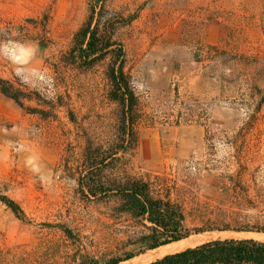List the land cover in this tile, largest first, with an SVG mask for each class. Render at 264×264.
Segmentation results:
<instances>
[{"label": "rangeland", "instance_id": "1", "mask_svg": "<svg viewBox=\"0 0 264 264\" xmlns=\"http://www.w3.org/2000/svg\"><path fill=\"white\" fill-rule=\"evenodd\" d=\"M94 3L0 0V77L32 94L16 102L0 93V195L24 214L0 201V264L104 261L130 248L122 242L131 221L115 215L117 200H87L77 183L86 147L110 152L122 137L106 73L111 54L90 68L70 62ZM96 3L123 46L137 97L136 141L105 173L177 180L172 198L190 228L264 227V104L257 124L242 128L264 96V0ZM207 44L227 53L211 54ZM222 180L236 184L229 194L242 204L210 215Z\"/></svg>", "mask_w": 264, "mask_h": 264}, {"label": "trees", "instance_id": "2", "mask_svg": "<svg viewBox=\"0 0 264 264\" xmlns=\"http://www.w3.org/2000/svg\"><path fill=\"white\" fill-rule=\"evenodd\" d=\"M97 1L91 5L88 19L74 35V46L69 51L70 62L90 68L111 54L113 61L106 73L110 82V98L120 105L122 137L119 146L110 152H102L100 148H92L89 145L86 147L83 171L79 174L77 183L80 193L87 200L96 199L102 203H108L110 199L117 200L116 206L113 207L115 215H126L131 221V225L124 231L126 240L122 242L124 247L130 248L104 261L92 256L80 258L78 264H118L147 250L186 239L191 234H200L212 228H190L187 225L182 203L176 200L178 198H172L173 191L180 188L177 180L164 175L152 177L148 174L143 178L105 173L110 165L111 169L115 167L114 162L120 160L136 141L134 109L137 106V97L131 86L130 76L124 70L123 46L113 39L112 30L101 24V5L97 4ZM206 48L211 54L218 53L219 57L227 53L213 44H207ZM0 93L16 102L32 98V94L3 77H0ZM263 104L264 96H261L253 106L247 108L242 128H251L257 124ZM30 111L34 113V108ZM119 153L121 154L118 155ZM219 183L218 189L221 193L217 201L218 206L211 210L210 215L224 216L228 209L219 207L220 204H232L240 208L242 202L229 194L230 190L236 188V184L230 185L225 180ZM0 201L16 216H24L20 206L12 199L0 195ZM241 230L264 233V227L259 226ZM146 264H264V241L255 238L213 239L168 253Z\"/></svg>", "mask_w": 264, "mask_h": 264}, {"label": "bare ground", "instance_id": "3", "mask_svg": "<svg viewBox=\"0 0 264 264\" xmlns=\"http://www.w3.org/2000/svg\"><path fill=\"white\" fill-rule=\"evenodd\" d=\"M258 238L264 241V234L261 233H252V232H202L196 234L191 239H183L175 242H171L154 249H150L145 251L142 254H139L129 260L120 262L118 264H146L155 260L158 257L164 256L168 253L176 252L182 250L186 247L194 246L195 244H200V242H206L216 238H227V237H235V238H246V237ZM192 236V235H191Z\"/></svg>", "mask_w": 264, "mask_h": 264}, {"label": "water", "instance_id": "4", "mask_svg": "<svg viewBox=\"0 0 264 264\" xmlns=\"http://www.w3.org/2000/svg\"><path fill=\"white\" fill-rule=\"evenodd\" d=\"M217 239H224V238H217Z\"/></svg>", "mask_w": 264, "mask_h": 264}]
</instances>
